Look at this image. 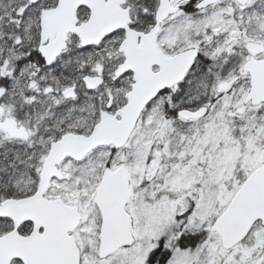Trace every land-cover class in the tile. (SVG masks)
<instances>
[{"label":"snow or ice","instance_id":"obj_1","mask_svg":"<svg viewBox=\"0 0 264 264\" xmlns=\"http://www.w3.org/2000/svg\"><path fill=\"white\" fill-rule=\"evenodd\" d=\"M0 264H264V0H0Z\"/></svg>","mask_w":264,"mask_h":264}]
</instances>
